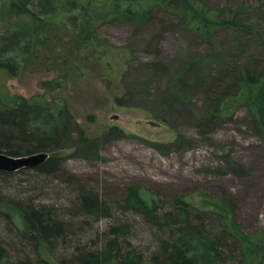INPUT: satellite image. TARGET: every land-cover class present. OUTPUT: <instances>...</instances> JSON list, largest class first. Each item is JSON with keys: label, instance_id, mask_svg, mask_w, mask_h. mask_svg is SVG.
Returning <instances> with one entry per match:
<instances>
[{"label": "rangeland", "instance_id": "obj_1", "mask_svg": "<svg viewBox=\"0 0 264 264\" xmlns=\"http://www.w3.org/2000/svg\"><path fill=\"white\" fill-rule=\"evenodd\" d=\"M205 1L213 8H249L242 20L251 30L219 28L204 40L165 12L138 23H102L93 28L97 42L77 52L81 73L60 65L75 55V39L57 25L17 17L9 0H0V30L35 29L39 38L21 71L4 84L0 79V87L61 105L56 153L65 175L101 192L183 195L204 208H226L245 234L261 233L264 121L254 124L244 106L220 120L209 107L242 66H264V0ZM55 81L64 83L43 88ZM8 174L5 190L13 196L26 173ZM0 237L9 238L2 227ZM41 254L53 261L45 249Z\"/></svg>", "mask_w": 264, "mask_h": 264}, {"label": "trees", "instance_id": "obj_2", "mask_svg": "<svg viewBox=\"0 0 264 264\" xmlns=\"http://www.w3.org/2000/svg\"><path fill=\"white\" fill-rule=\"evenodd\" d=\"M248 9L213 8L205 0H9L8 6L17 17L57 25L75 39V55L62 58L60 65L81 73L77 52L90 40L97 42L93 28L99 24L138 23L165 12L208 40L219 28L251 30L242 20ZM37 44L35 29L0 30L2 84L17 76ZM231 82L211 101L210 116L227 120L244 106L254 124L264 121V66H242ZM63 83L47 82L43 88ZM62 112L61 105L42 96L25 98L0 87V153L49 154L38 167L17 171L27 179L13 196L5 190L13 175L0 171V227L9 237H0V264H254L255 257L264 259V231L241 232L226 208H204L183 195L141 188L101 192L65 175L56 153L62 134L56 123ZM42 248L53 261L42 256Z\"/></svg>", "mask_w": 264, "mask_h": 264}, {"label": "water", "instance_id": "obj_3", "mask_svg": "<svg viewBox=\"0 0 264 264\" xmlns=\"http://www.w3.org/2000/svg\"><path fill=\"white\" fill-rule=\"evenodd\" d=\"M48 153L39 152L27 156L10 157L0 153V171L14 173L22 169L36 168L47 160Z\"/></svg>", "mask_w": 264, "mask_h": 264}, {"label": "bare ground", "instance_id": "obj_4", "mask_svg": "<svg viewBox=\"0 0 264 264\" xmlns=\"http://www.w3.org/2000/svg\"><path fill=\"white\" fill-rule=\"evenodd\" d=\"M5 155V154H4ZM10 157H12V156H10Z\"/></svg>", "mask_w": 264, "mask_h": 264}]
</instances>
